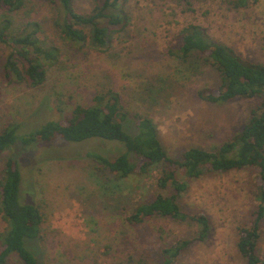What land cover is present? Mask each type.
I'll list each match as a JSON object with an SVG mask.
<instances>
[{
  "label": "rangeland",
  "instance_id": "obj_1",
  "mask_svg": "<svg viewBox=\"0 0 264 264\" xmlns=\"http://www.w3.org/2000/svg\"><path fill=\"white\" fill-rule=\"evenodd\" d=\"M189 1L188 6L183 0H129V24L115 34L111 55H106L88 47L74 52L62 46L51 9L31 0L28 9L42 23V38L59 46L64 56L48 70L39 88L0 81V127L8 120L15 123L17 143L43 124L65 117L74 104H89L96 90L112 88L130 114L148 112L171 156L178 157L191 146L215 147L240 129L259 99L223 104L198 99L195 86L215 85V72L202 66L203 71L184 79L176 61L167 56L166 46L175 32L193 22L244 58L264 63V0L240 8H234L231 0ZM92 3L74 1L78 11H88ZM16 143L0 152V169L11 155L17 159L21 199L43 215L41 237L34 243L39 259L43 256L45 264H124L129 255L143 254L150 263H158L160 243L149 226L134 234L122 233L120 208L129 188L112 190L109 196L92 176L94 163L87 154L111 157L123 150L120 144L98 138ZM156 175L151 171L143 178L145 188L130 194V205L151 194ZM253 178L248 171H207L187 180L178 202L188 213H206L211 233L180 256L181 264H246L235 243L238 227L250 221L255 208ZM158 223L170 238L192 235L189 224L169 219ZM3 227L0 217V230ZM259 252L264 260V224ZM9 264H18L17 258L11 257Z\"/></svg>",
  "mask_w": 264,
  "mask_h": 264
},
{
  "label": "trees",
  "instance_id": "obj_2",
  "mask_svg": "<svg viewBox=\"0 0 264 264\" xmlns=\"http://www.w3.org/2000/svg\"><path fill=\"white\" fill-rule=\"evenodd\" d=\"M30 1L0 0V81L36 89L46 82L48 70L64 53L54 42L42 38L43 26L32 9H28ZM74 1L40 0L52 11L57 41L74 52L88 47L111 55L115 34L124 32L130 21L126 8L129 0H93L88 11H78ZM183 1L190 5L189 0ZM255 1L230 3L240 8ZM166 54L176 61L184 79L192 77L198 69L203 71L202 66L215 72V85L194 88L195 96L202 101L223 104L235 99H259L239 130L211 149L191 146L178 157L171 156L148 112L138 110L130 114L118 92L107 88L96 90L89 104H74L65 117L43 124L20 137L17 143L30 146L55 138L75 142L98 138L120 144L123 150L111 157L98 152L87 154L94 163L92 176L109 196L112 190L129 188L120 208L125 228L122 233L134 234L136 229L149 226L160 243L157 264H181L180 256L193 245L205 242L211 233L206 213H188L178 202L187 189V180L207 171L253 172L251 196L255 208L250 221L238 227L235 246L246 264H264L259 252L264 224V63L244 58L232 47L212 38L206 27L193 22L175 32L166 46ZM16 129L10 120L0 127V152L16 143ZM151 171L157 173L155 189L130 205V194L145 188L143 178ZM20 183L18 161L11 155L0 169V217L4 223L0 230V264H9L11 257L17 258L18 264H45L34 244L41 237L43 215L34 204L21 199ZM162 219L189 224L191 237L170 238L158 223ZM124 264L152 263L143 254H131Z\"/></svg>",
  "mask_w": 264,
  "mask_h": 264
}]
</instances>
